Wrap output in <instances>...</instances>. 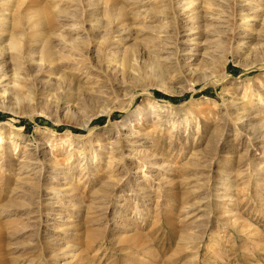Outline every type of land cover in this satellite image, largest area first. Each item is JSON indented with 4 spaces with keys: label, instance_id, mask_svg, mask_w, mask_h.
I'll return each mask as SVG.
<instances>
[{
    "label": "rangeland",
    "instance_id": "1",
    "mask_svg": "<svg viewBox=\"0 0 264 264\" xmlns=\"http://www.w3.org/2000/svg\"><path fill=\"white\" fill-rule=\"evenodd\" d=\"M105 2L0 0L3 39L32 46L41 19L48 42L0 73V264H264V46L208 60L193 40L159 43L165 20L116 0L119 61L80 69L62 45L98 44ZM263 13L241 41L264 43ZM189 25L217 38L209 20Z\"/></svg>",
    "mask_w": 264,
    "mask_h": 264
},
{
    "label": "bare ground",
    "instance_id": "2",
    "mask_svg": "<svg viewBox=\"0 0 264 264\" xmlns=\"http://www.w3.org/2000/svg\"><path fill=\"white\" fill-rule=\"evenodd\" d=\"M115 1L116 0H106L105 2L104 9L106 10V13L110 16V18H112L109 21L110 30L108 29L109 31H106V30H98L97 28L95 29V31L97 30L99 32L97 33L98 36H101L98 44L94 45L95 48L93 47V45H91L92 41L87 42L86 44L87 51L85 53L77 45L78 44L77 40L79 39L72 40L70 45L69 44L62 45V48L68 49L69 52L71 51L72 53L77 54V57L72 58V61L78 66H80V69L81 68L82 69L92 68L93 62L91 61L93 59L92 57L93 54L96 56L95 57L96 61L100 64L98 68L102 69L105 72V74L109 73L110 70L113 69V65L117 62L118 59L116 58L119 56L121 52L120 50H121L122 43H120V41L127 40V38H124V37L121 38L122 33L128 32V30L126 29L128 25L126 22L120 20V18L125 16L124 12H126V7L121 5V9L119 8L120 13L118 14V11H117L118 9H116ZM7 2L9 3V1ZM130 3L132 4L131 6L139 8L136 12L130 11L132 16L133 15L135 16L134 19L143 17L144 19L148 18L149 20L153 18L154 19L161 18V20H165V22L162 24L161 27H159V30L157 31L159 35L158 37L159 43L162 42L163 44H166L168 46L171 45L172 47H175L176 49H180L181 51V48L186 43H189L190 40H193V42L196 43L194 45L195 48L190 49V51H194L195 49H197V47L199 49L200 44L206 45L208 46V48H205V51L201 55L202 57L208 60L215 59V56H220L221 54H223L225 58L224 61H226L230 53L231 54H235V52L242 53L243 50L247 52H253L254 50H260L264 46V43L263 44L259 43L256 45L255 44L248 45V41H241L240 39L241 38L240 36L242 34L241 28L249 26L251 21L253 19H256L259 16L258 14L260 12H264V0H201V1H198V0H157V4H159V7L154 10L140 9V7L142 8L144 4L146 3V1L144 0H131ZM85 14H86V11H82V13L80 14L81 16L78 17V19L80 18V22H78L79 25H75L76 27L81 28V29L85 28V22H86ZM116 14H118L119 16L117 17ZM2 15L4 17L3 19H0V24L3 26L4 30H6L5 26L7 25L6 27H8L7 23H8L9 17H7L6 14H3V13ZM112 15L116 16L117 18L113 17ZM263 16H264V13H263ZM33 17L34 16H31L30 18H33ZM203 20L204 21L209 20L213 24L211 25L212 29L211 30L209 29L206 31L212 35L216 34L217 38L214 39L213 41H209L199 34V29L201 28L202 25L201 26L194 25L192 27L189 25L190 23L196 24L197 22L203 21ZM42 24L43 22L41 19L39 21H34L33 23H31V28L34 30V33H33L34 35H32V40H33V44L35 42L38 43L40 41H44L45 43L44 46H46L48 43L47 37H44V38L41 37L40 34L42 33L40 32V29L39 30L37 29ZM262 24L264 25V19H263ZM116 32L121 33V34H119L118 38L114 39L113 35ZM261 32L263 31L261 30ZM4 33L0 34V41H2L0 43V73L1 72L3 73L6 70L7 59H14L16 61V65L21 67L23 66V64L25 63L27 64L28 60L33 59L30 57V53L36 52V48L33 47V44L30 47L27 46V48H24L25 47L24 46L25 44L23 42L24 39L21 37V35H19L21 34V32L19 34H16L15 32L9 31L8 35L6 34L7 39H3ZM101 33H104V34H101ZM192 36H196V37H192ZM189 37H192V39H189ZM3 42H7V43L3 44ZM210 45H213V47ZM44 50L45 52H44L42 59L39 57L40 60H42L41 62L42 63L45 62V64L51 63L50 65H52L53 64L52 62L54 61L53 60L54 55L55 56L57 55V52L54 50V46L46 47V49ZM93 69H96V68L94 67ZM134 100L135 98L133 97L130 101V104H132ZM150 107L151 108L154 107L153 104ZM143 113L145 114L149 113V109L147 110V107L140 108L139 114L141 115ZM240 119H242V117L238 116L237 120H240ZM263 126H264V123L262 122L260 128H263Z\"/></svg>",
    "mask_w": 264,
    "mask_h": 264
},
{
    "label": "trees",
    "instance_id": "3",
    "mask_svg": "<svg viewBox=\"0 0 264 264\" xmlns=\"http://www.w3.org/2000/svg\"><path fill=\"white\" fill-rule=\"evenodd\" d=\"M155 93H156L158 96H160V95H161V93H159V92H157V91H156ZM175 100H176V99H175Z\"/></svg>",
    "mask_w": 264,
    "mask_h": 264
}]
</instances>
